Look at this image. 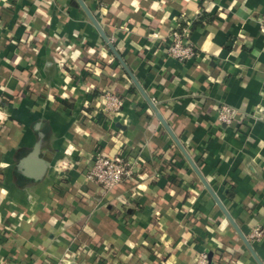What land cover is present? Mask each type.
<instances>
[{
	"label": "crops",
	"instance_id": "crops-1",
	"mask_svg": "<svg viewBox=\"0 0 264 264\" xmlns=\"http://www.w3.org/2000/svg\"><path fill=\"white\" fill-rule=\"evenodd\" d=\"M84 2L187 154L77 0H0V264H264V0ZM97 152L139 166L102 193Z\"/></svg>",
	"mask_w": 264,
	"mask_h": 264
},
{
	"label": "built area",
	"instance_id": "built-area-1",
	"mask_svg": "<svg viewBox=\"0 0 264 264\" xmlns=\"http://www.w3.org/2000/svg\"><path fill=\"white\" fill-rule=\"evenodd\" d=\"M260 31L264 34V11L256 17ZM190 24L179 22L170 30L162 46L165 55L178 59L180 61L191 60L200 57V52L196 44L190 40ZM159 37L158 33L153 34ZM106 100L105 112L109 114L118 113L123 100L115 92H105L103 96ZM240 110L227 104L221 103L217 109V120L228 126L236 124L239 121ZM259 118V115L253 116ZM139 166L138 162H132L124 156H107L102 153H95L91 157V166L85 173L88 180L96 182L102 193L109 192L116 186L131 178ZM263 230L258 227L250 234V239H256L262 236ZM61 264V263H58ZM191 264H210L209 256L206 252L199 253Z\"/></svg>",
	"mask_w": 264,
	"mask_h": 264
},
{
	"label": "water",
	"instance_id": "water-1",
	"mask_svg": "<svg viewBox=\"0 0 264 264\" xmlns=\"http://www.w3.org/2000/svg\"><path fill=\"white\" fill-rule=\"evenodd\" d=\"M79 5L83 8V10L86 12L87 16L89 17V19L91 20V22L94 24L95 28L98 30V32L100 33L101 37L104 39V41L108 44L109 48L112 50V52L115 54V56L121 61V63L123 64L124 68L127 70V72L129 73V75L131 76V78L133 79V81L137 84V86L140 88V90L142 91V93L144 94V96L146 97V99L148 100V102L150 103V105L154 108V110L157 113V117L160 120V122L164 125V127L169 131V133L171 134V136L174 138V140L177 142V144L182 148V150L186 153L185 149L183 148V146L181 145V143L178 141V139L176 138V136L174 135L173 131L171 130L168 122L166 121V119L163 117V115L157 110L156 105L152 102V100L147 96V94L144 92V90L142 89V87L139 85L138 81L136 80V78L134 77L132 71L128 68V66L126 65V62L123 60L122 56L120 55V53L118 52V50L116 49L114 43L111 41L110 37L107 35V33L105 32L104 28L101 26V24L99 23V21L97 20V18L94 16L93 12L89 9V7L86 5V3L84 2V0H77ZM187 154V153H186ZM196 171L199 173V171L197 170V168L195 167ZM200 174V173H199ZM202 181L204 182L205 186L207 187V189L211 192V194L214 196V198L216 199L218 205L223 209V211L226 213L227 217L229 218V220L232 222V224L238 229V227L236 226V224L234 223V221L231 219V217L229 216L228 212L226 211L225 207L222 205L221 201L217 198V196L215 195L214 191L212 190V188L210 187V185L207 183V181L201 176ZM242 238L244 239V241L246 242V244L251 248L250 242L247 240V238L245 236L242 235Z\"/></svg>",
	"mask_w": 264,
	"mask_h": 264
},
{
	"label": "trees",
	"instance_id": "trees-1",
	"mask_svg": "<svg viewBox=\"0 0 264 264\" xmlns=\"http://www.w3.org/2000/svg\"><path fill=\"white\" fill-rule=\"evenodd\" d=\"M206 15L204 14L202 17H201V20L205 19ZM201 22V21H200ZM202 23V22H201Z\"/></svg>",
	"mask_w": 264,
	"mask_h": 264
}]
</instances>
